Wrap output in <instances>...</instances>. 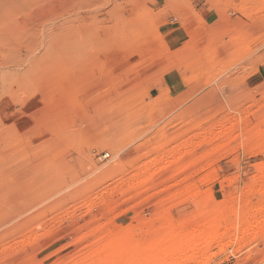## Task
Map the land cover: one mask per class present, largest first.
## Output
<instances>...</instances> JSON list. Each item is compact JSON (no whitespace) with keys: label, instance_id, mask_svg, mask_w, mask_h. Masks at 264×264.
I'll return each mask as SVG.
<instances>
[{"label":"rangeland","instance_id":"1","mask_svg":"<svg viewBox=\"0 0 264 264\" xmlns=\"http://www.w3.org/2000/svg\"><path fill=\"white\" fill-rule=\"evenodd\" d=\"M125 3L0 115V264H264V0Z\"/></svg>","mask_w":264,"mask_h":264},{"label":"bare ground","instance_id":"2","mask_svg":"<svg viewBox=\"0 0 264 264\" xmlns=\"http://www.w3.org/2000/svg\"><path fill=\"white\" fill-rule=\"evenodd\" d=\"M139 7L129 10L125 0H0V115L2 114L1 116L4 118V125H8L7 122L9 119H11L10 117H12V119L14 118V121H17V115L21 114L25 109L24 99L18 96L17 91L21 89L31 90L32 88H34L36 91L38 87L47 86V84L50 86L52 84L49 83L50 81H56V78L59 77L60 71L64 66L65 58L68 56L67 54L70 53L68 49H71L72 56L74 57L76 50L79 49V45L77 46L78 37L90 31L91 24L88 21L94 20L95 22H103L109 26L114 24L117 27H120V25L123 26L126 24L125 21L128 15H141V8ZM87 35L89 34H86V36ZM83 37L85 38V36ZM88 37L87 40L89 41ZM87 40L85 39V41ZM81 42L84 43L82 40ZM72 49H74L73 52ZM80 53L82 54V51H80L79 54ZM70 56L71 54L69 57ZM79 59L80 58L77 60ZM69 60L73 61L71 59ZM13 123L14 122H12V124ZM1 136L4 135L0 133V140ZM54 143H52V145L56 146L57 143L55 145ZM47 148L49 149V145ZM40 153L42 154L43 152ZM12 154H4L3 156L7 159L11 158L10 156H13L14 159L19 157L23 158V156H25L21 153H15L14 155ZM102 157L106 159L109 157V154L103 153ZM23 165H26V163ZM23 165L20 163H15V160H13V162L7 167L4 165L6 169H3V173L5 175V172H9V175H12L13 178H16L18 175L16 179L21 180L20 182L23 183L22 177L26 176L25 174H28L30 171L29 168H24ZM55 168L51 169L55 170ZM51 169V172L56 173V171H52ZM46 174L48 175V172H46ZM49 175L51 176V174ZM16 179L14 180L16 181ZM32 179L34 178H31L30 181ZM26 182L28 183V181ZM6 184L9 183L7 182ZM28 188L26 190H28ZM11 191H14V189L12 188ZM2 193L3 192L0 194ZM29 195L30 193L28 196ZM2 196L3 195H1V197ZM6 198H8V196H6L4 200H7ZM17 198H15L16 202H18ZM29 200H27L28 203ZM13 202L14 201H11V203ZM5 203L6 202L2 203V205ZM12 207L14 206L12 205ZM17 207L19 212V209L21 208H19V206ZM11 210L12 212L13 210L16 212L15 208ZM2 213H0V215H2ZM9 215L6 217V220L11 219L12 216ZM114 261H116L115 258ZM127 264L129 263L127 262Z\"/></svg>","mask_w":264,"mask_h":264}]
</instances>
